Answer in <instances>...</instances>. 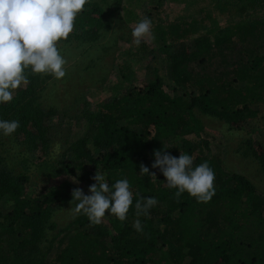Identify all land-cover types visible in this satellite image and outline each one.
<instances>
[{
    "label": "trees",
    "instance_id": "1",
    "mask_svg": "<svg viewBox=\"0 0 264 264\" xmlns=\"http://www.w3.org/2000/svg\"><path fill=\"white\" fill-rule=\"evenodd\" d=\"M163 1L158 0L152 23L155 51L144 40L141 49L164 58L171 93L159 80L135 84L121 65L126 70L120 80L95 107L84 103L77 111L72 105L57 113L39 101L45 76L26 70L28 83L13 92L12 101L0 103V120L20 122L11 135L0 132L5 147L0 150V202H9L6 211L0 209V264H264V193L242 174L226 170L221 160L205 157L201 137L202 115L239 129L253 106L264 110V0H210L194 11L203 18L168 21L158 18ZM133 2L127 0L129 6ZM123 9L129 19L136 15L126 4ZM215 12L227 14L230 24L221 25ZM103 15L98 2L86 4L69 37L57 45L97 37ZM145 15L152 18L150 11ZM63 123L84 129L59 137L61 153L54 159L51 145ZM247 143L264 161L263 145ZM15 145L27 159L34 158L17 173L1 154ZM155 150L177 158L188 154L193 167L207 161L215 173L212 199L198 203L187 192L177 199V189L168 188L159 168L151 167ZM141 163L156 177L141 174ZM97 170L110 186L129 181L133 204L127 219L121 222L106 212L99 225H91L86 215L77 214L56 229L53 212L65 203L75 206L71 193L79 187L67 179L55 186L52 178L77 177L90 186ZM34 172L40 174L32 183ZM141 196L158 203L148 216L137 217L135 202ZM130 218L140 220L143 232ZM49 230L56 231L47 239Z\"/></svg>",
    "mask_w": 264,
    "mask_h": 264
},
{
    "label": "rangeland",
    "instance_id": "2",
    "mask_svg": "<svg viewBox=\"0 0 264 264\" xmlns=\"http://www.w3.org/2000/svg\"><path fill=\"white\" fill-rule=\"evenodd\" d=\"M92 1L98 2L104 11V26L98 30V36L91 40L62 41L57 45L60 54L66 61L64 65L66 75L61 79H56L50 74L40 73L45 76V80L43 77L44 81L39 89V101L42 106L52 108L57 113L59 110H66L72 105L75 108L74 110L77 111L84 103H88L90 108L95 107L96 103L111 93L114 84L120 80L119 75L123 70H126L121 69V65L129 69L128 71L131 72L132 81L135 84L139 85L143 81L159 80L162 83L163 90L171 93L170 67H168L164 58L158 52L152 57L142 53L141 44L143 40L137 46L133 43L131 34L132 28L142 18L147 17L145 15L146 11H150L152 18H148L152 23L157 21L154 17L156 16L158 0H133L134 2L130 6L127 4V0H90V2ZM209 1L164 0L158 18L168 21L175 16H186L187 20H191V17L199 20L204 17V13H195L194 11L206 6ZM124 4L134 10L136 15L131 16L130 19L127 18L129 14L124 13ZM230 15L233 16L232 13ZM214 16L221 25L230 24L225 20L227 14L215 12ZM233 18L237 20L239 16H233ZM153 29V25H151V36L144 39L152 47V53L156 48ZM126 83L129 84L128 81ZM237 86L239 89L242 88L241 84ZM252 108L247 113L246 124L239 129H230L223 120L202 115L204 130L201 137L206 144L204 148L205 157H214L221 160L226 170L242 174L259 191L264 193V161H260L253 155L247 143L249 140L255 143L258 142L264 148V110L256 106ZM62 116L63 114L60 112L59 117ZM66 124L63 123L59 135L51 145L53 149H56L54 159L61 153L60 145L63 143L59 141V137L68 134V132L72 136L75 132H82L84 129L83 124L80 125V129L74 125L65 126ZM4 148L3 144L0 143V150ZM1 154L4 157V163L14 173L21 170L22 163L25 160L29 163L34 161V158L27 159L23 148L16 145L11 150L6 148L5 153L2 151ZM39 174L34 172L30 177L32 183L38 180L37 176ZM52 179H54L53 185L55 186L67 179L73 185L81 188L86 195L91 194L89 185L80 182L77 177L61 175ZM44 180L46 182L45 178ZM8 206L9 202L7 200L0 202L1 210L6 211ZM71 207H74L71 203H65L55 209L52 220L56 224V229L63 228L74 219L75 215L72 214ZM135 220L136 218H130L129 222L133 225ZM55 231L49 230L46 235L47 239Z\"/></svg>",
    "mask_w": 264,
    "mask_h": 264
},
{
    "label": "clouds",
    "instance_id": "3",
    "mask_svg": "<svg viewBox=\"0 0 264 264\" xmlns=\"http://www.w3.org/2000/svg\"><path fill=\"white\" fill-rule=\"evenodd\" d=\"M90 0H0V103L10 102L13 92L28 83L26 70L44 73L61 79L66 75L65 59L57 43L67 39L73 31L78 13ZM152 21L142 18L133 28V43L139 46L151 36ZM20 127L19 120H0V132L13 134ZM152 168H159L168 188H175L177 199L187 192L197 202L207 203L215 195V173L207 161L193 167V157L181 153L179 157L161 150L154 151ZM140 173L156 177L143 163ZM89 186L90 195L81 188L72 189L73 215L84 214L91 225H99L106 212L119 221L127 219L133 204V193L127 179L111 186L98 170ZM71 201V202H72ZM158 203L155 197L141 196L135 202L136 216H148ZM137 232H143L139 219L133 222Z\"/></svg>",
    "mask_w": 264,
    "mask_h": 264
}]
</instances>
